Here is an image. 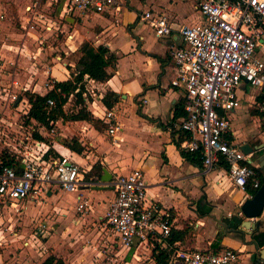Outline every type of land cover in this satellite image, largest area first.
<instances>
[{
	"label": "crops",
	"instance_id": "obj_1",
	"mask_svg": "<svg viewBox=\"0 0 264 264\" xmlns=\"http://www.w3.org/2000/svg\"><path fill=\"white\" fill-rule=\"evenodd\" d=\"M30 1L17 0L12 5L16 15L12 16L6 36L0 40V85L16 81L19 87L25 86L26 94L31 91L43 94L47 91L46 83L68 80L76 74V62L85 43L106 46L117 56L115 67L109 68L112 73L108 80L99 82L85 75L83 101L78 102L71 93L63 106L66 115L84 107L104 123L100 117L104 108H114L119 124L114 138L107 132V123L106 127L98 129L93 122L62 118L49 126L40 123L46 128H41L40 134L34 133L40 136L38 139L48 148L49 154L70 157L79 164L83 174L94 165L101 166L99 177L86 180L94 184L80 186L77 191L53 187L46 195L47 199L60 193L66 195L67 201L63 204L71 205L68 216L77 218L88 212L85 218L100 220L86 243L92 252L93 264H119L120 261L136 264L141 246L150 250L151 255L145 256L149 259L147 264H157L154 256L157 245L167 254L166 264H179L174 262L179 250L224 247L239 250V260L235 264H256L259 250L264 247L257 240L264 231V207L261 214L253 218L241 212L242 203L256 190L251 185L252 191L234 186L221 167L206 172L202 165L185 159L178 143L184 136L178 123L186 113L176 114L179 106L183 108L184 91L171 84L177 68L170 52L182 43L180 26L202 23L197 0H117L120 8L117 15L88 10L71 16L63 12L64 0H41L38 11L47 17L50 29L44 28V21L27 26L29 12L25 14L24 7ZM146 10L164 14L172 27L171 33L157 36L149 22L139 18V13ZM262 47L264 40L256 51L264 60V49L259 53ZM108 91L116 93L112 106L102 101ZM237 95L240 106L227 114L231 122L229 138L240 146L252 147L248 152L254 155L251 164L259 169L264 181V112L257 107L260 95L246 83L240 85ZM70 104L75 110L68 113L66 105ZM4 115L5 126L20 130L19 125H11L17 119H24L20 111L5 109ZM25 122L39 123L32 118ZM51 128L54 133L49 132ZM63 138L77 139L83 150L71 149L63 143ZM135 168H140L145 175L147 198L169 210L173 219L170 235L179 236L174 241L169 243L165 238L149 243L136 242L127 249L106 227L104 215L115 194L111 182L116 174H126ZM103 177L110 180H103ZM95 186L107 187L98 189ZM78 195L87 199L89 209L77 210ZM42 198L24 200L18 210L11 205H1L0 209L11 207L13 212H23L36 203L41 204ZM243 221L251 225L240 227ZM108 230L115 235L116 241L110 240ZM96 231L97 235L92 238ZM31 236L30 241L34 234ZM24 243L28 245L29 242ZM16 251L11 249L7 253L9 264L29 263L26 256Z\"/></svg>",
	"mask_w": 264,
	"mask_h": 264
},
{
	"label": "built area",
	"instance_id": "obj_2",
	"mask_svg": "<svg viewBox=\"0 0 264 264\" xmlns=\"http://www.w3.org/2000/svg\"><path fill=\"white\" fill-rule=\"evenodd\" d=\"M40 1L31 0L26 5L27 26L44 21V28L50 29L47 17L38 11ZM197 5L202 23L180 26L182 43L170 52L177 68L171 84L183 89L186 112L178 123L184 134L178 143L184 150L199 153L206 172L221 167L234 186L247 190L250 181L257 190L261 183L254 178L251 154L243 152L241 146L229 138L231 122L227 114L240 106L237 90L244 83L258 91L257 107L264 112V60L256 54L264 40V0H197ZM88 10L117 15L120 8L117 0H64L65 15ZM139 18L149 22L157 36H166L172 31L162 13L146 10L139 13ZM54 82L45 84L46 92L53 88ZM25 91V86L19 87L16 81L0 85V206L11 205L16 210L24 200L46 196L53 187L77 191L80 186L94 184L84 179L77 162L63 154L57 157L49 154L44 143L34 136L45 126L40 122H25L29 119L30 107ZM46 92L30 93L44 95ZM54 104L53 98L47 100L48 108ZM5 109L22 113L24 119L11 122L19 125L21 131L5 129L10 127L4 125ZM100 117L108 124V134L114 138L119 130L114 108L105 107ZM49 132L54 133V128ZM111 184L115 194L104 220L122 247L129 249L136 242L163 241L171 234V214L162 204L147 198L148 185L140 168L116 174ZM78 200V211L88 208L86 198L78 195ZM36 233L34 230L33 234ZM239 256V250L231 247L186 248L177 252L174 262L235 264Z\"/></svg>",
	"mask_w": 264,
	"mask_h": 264
},
{
	"label": "rangeland",
	"instance_id": "obj_3",
	"mask_svg": "<svg viewBox=\"0 0 264 264\" xmlns=\"http://www.w3.org/2000/svg\"><path fill=\"white\" fill-rule=\"evenodd\" d=\"M14 1L17 0H0V40L6 36L10 21L13 20L12 16L16 15L15 8L12 7ZM25 14H27L26 10ZM263 49V47L260 49V54ZM66 106L68 113L74 112L75 107L72 104ZM5 129L13 130L11 126ZM11 143L15 144V141ZM64 201H67V197L60 193L51 199L44 196L41 204L36 203L27 210L24 209L23 212L22 210L13 212L11 207L6 208L9 211L0 209V216L3 217L0 219V264H9L10 258L7 253L9 254L11 249L17 250L20 256H26L29 259V263L26 262V264H41L49 256H53L54 260H62V264L95 263L86 243L100 220L92 221L85 218L88 212L76 216L77 218L70 215L69 217L67 210L71 205L70 203L68 206L64 205ZM34 230L37 233L30 241ZM96 235L97 231L92 238ZM108 235H110V240H117L110 230H108ZM24 242L29 243L27 245ZM138 250L139 259H136V264H147L149 259L145 256L151 255L150 250L144 246ZM119 264L123 262L120 261Z\"/></svg>",
	"mask_w": 264,
	"mask_h": 264
},
{
	"label": "trees",
	"instance_id": "obj_4",
	"mask_svg": "<svg viewBox=\"0 0 264 264\" xmlns=\"http://www.w3.org/2000/svg\"><path fill=\"white\" fill-rule=\"evenodd\" d=\"M80 52L81 56L76 62L77 72L72 76L71 79L64 81H55L53 88L44 95L27 92L28 99L30 102V108L28 110L29 118H32L37 122L43 123L46 126H49L50 121H55L59 118L70 120H86L89 122H93V124L98 129H102L107 126L106 123L94 118L93 115L84 107L73 114L66 115L64 112L63 106L67 102L71 93H73L77 97L78 102L83 101L82 94L85 91V75L95 81L104 82L108 80L111 76L112 72L111 70H109V68L115 67V63L117 61V56H115L113 53H110L108 47L103 45L94 47L89 43H85L81 46ZM49 98H53L55 102V104L51 108H48L47 106V100ZM115 100L116 93L113 91H108L102 98L103 103L107 106H112ZM183 110L184 109L179 106L177 108L176 114L183 115L185 112ZM37 137L40 138V136ZM62 141L68 147L77 152H81L83 150V146L75 138H63ZM181 154L188 161L197 165H202L201 158L198 152H190L182 149ZM100 172L101 166L99 164L94 165L90 171L84 173V179L92 180L95 177H99ZM254 178H257L260 183H262L263 181V178L259 173V169H257L256 167ZM250 185L251 184L249 181L246 186V189L252 191L250 189ZM178 237L179 236L177 235H169L166 240L170 243ZM257 240L260 246L264 245V231L260 233V236L257 238ZM213 249L217 250V248ZM156 250L157 253L154 254V256L156 258L157 264H166L167 254H165L163 250L159 249L158 245L154 248V251ZM41 264H62V260H54L53 256H49L43 262H41Z\"/></svg>",
	"mask_w": 264,
	"mask_h": 264
},
{
	"label": "water",
	"instance_id": "obj_5",
	"mask_svg": "<svg viewBox=\"0 0 264 264\" xmlns=\"http://www.w3.org/2000/svg\"><path fill=\"white\" fill-rule=\"evenodd\" d=\"M241 149L243 152L248 153L252 151V147L249 146L248 144H243L241 146ZM254 157L252 155L250 157L251 159ZM106 172V170H105ZM103 180L109 181L110 179L104 178ZM107 186H95V188H106ZM264 207V181L260 185V187L254 192V194L247 198L241 205V212L242 214L247 217V218H253L257 217L261 214V211L263 210ZM251 225V222L249 221H243L241 223L240 227H249ZM257 246V245H256ZM256 264H264V247L259 250V255L256 257L255 260Z\"/></svg>",
	"mask_w": 264,
	"mask_h": 264
}]
</instances>
